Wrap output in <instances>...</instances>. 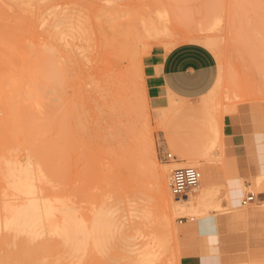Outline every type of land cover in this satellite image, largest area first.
<instances>
[{"label":"rangeland","instance_id":"rangeland-1","mask_svg":"<svg viewBox=\"0 0 264 264\" xmlns=\"http://www.w3.org/2000/svg\"><path fill=\"white\" fill-rule=\"evenodd\" d=\"M207 38L216 46H207ZM184 43L213 52L222 82L199 99H173L168 107L153 108L142 60L135 61L134 52L143 59L156 45L169 50ZM262 109L264 113V0H0L1 205H21L27 199L25 194L13 196L4 178L5 160H17L43 175L39 184L46 198L65 200L80 214L104 202L106 210L117 205L132 223H125L131 236L134 227L144 230L136 239H120L123 248H95L92 243L78 251L8 248L13 235L2 227L0 264H182L183 256L208 248L218 214L237 210L249 193L264 191V175L259 186L254 178L245 179V191L236 201L227 192L229 173L223 167L228 158L226 117L246 136L252 114L262 116ZM160 148L178 159L208 148L218 165L213 164L217 191L207 195L211 201L202 198L198 205L203 216L176 198L170 239L163 230L156 174H167L169 181L173 168L160 159ZM200 165L209 166L205 161ZM192 166L204 175L197 164ZM223 168L222 180L218 171ZM191 217L195 221L179 223ZM243 262L262 263L239 258L229 264Z\"/></svg>","mask_w":264,"mask_h":264},{"label":"crops","instance_id":"crops-1","mask_svg":"<svg viewBox=\"0 0 264 264\" xmlns=\"http://www.w3.org/2000/svg\"><path fill=\"white\" fill-rule=\"evenodd\" d=\"M142 67L147 99L153 108L168 107L173 99H199L214 88L219 76L216 56L196 43L179 44L169 50L156 45L143 57ZM261 115L252 114V123L245 126L246 136L244 129L234 124L230 117L225 119V152L228 158L224 160L223 167L229 173L227 192L236 201L245 191V179L254 178L255 185L259 186V176L264 175L263 109ZM237 158H241V164ZM246 164L253 169L252 172ZM224 168L218 171V178L222 180ZM210 171L211 185L205 181L202 186V198L206 203L211 200L205 199L204 194L217 191V171L213 167ZM236 201L233 200L234 204ZM248 206H242L240 202L234 207L237 210L218 214L217 232L213 233L208 248H198V253L194 250L192 254L183 256L181 263L229 264L243 258L264 264V191L256 195Z\"/></svg>","mask_w":264,"mask_h":264},{"label":"bare ground","instance_id":"bare-ground-1","mask_svg":"<svg viewBox=\"0 0 264 264\" xmlns=\"http://www.w3.org/2000/svg\"><path fill=\"white\" fill-rule=\"evenodd\" d=\"M216 21H218V20H216ZM205 44L209 47L210 46H213V47L216 46L215 42L212 38H207L205 40ZM133 56H134L133 57L134 60L137 61L139 59V62L141 64L142 57L139 56V52L138 51L134 52ZM222 79H223V76H222V73H220L214 88L208 94H211L214 89L219 87V85L222 82ZM18 94H20V93H18ZM22 96H23V94H22ZM10 98L9 99L7 98L8 104L12 99V98L11 99ZM19 98H21V96L18 95V99ZM15 101L16 100H14V102ZM19 101H20V99H19ZM21 102H22V100H21ZM21 104H24V103L22 102ZM16 105L18 107V104H16ZM28 105H30V104H28ZM176 107H177L176 105L172 106V108H176ZM12 110H13V108H12ZM26 110H27V108H26ZM9 112H10V110H9ZM23 114H24V112H23ZM31 115L32 114L27 113V116H31ZM35 119H36V117H35ZM35 123H36V121H35ZM204 129H206V128H204ZM31 134H32V132H31ZM108 134H109V131H108ZM115 135H117V133H115ZM109 136H111V135H109ZM149 149H151V148H149ZM152 149H154V148H152ZM203 150L204 151L202 153L194 152V153L188 155V158H185V157L184 158L180 157V159L176 158L174 160V162L171 163L169 166V169H171V168H175V167H186V166H192V165L197 164L200 167V169L204 172V175L202 174V180H201V184H200V187L198 188V190L190 193L188 198H185L183 200L182 199L179 200L180 202H183V204L185 203L187 206H190V208H193L194 212L200 217L204 215L203 213H201L198 210V205L201 202L202 194H203L202 186H203L205 181H208L211 185V181H212L211 175L212 174H211L210 169H212L213 164L216 165V163L213 160H211V157L207 152L208 148H205ZM151 151L152 150H150V153H151ZM152 152L154 153V151H152ZM5 161H7V162H4V163H7L6 164L7 167H6V172L5 173L3 172L4 178L7 181L9 189H11V191H12V195L15 197L17 194L27 195V199L25 201H22L20 199L22 201L21 205H17V204L10 205V203H7L6 205H4V204L1 205V203H0V229L2 227H4L3 229L4 230L6 229L5 231L8 230L9 233H11L13 235V236H11V237H13V239H11V241H10V242H12V245H10L11 243H9V242H8L9 245H8V243L5 244V242H7V240H8V239L6 240V238L5 239L3 238V240H1V241H3L5 246L6 245L9 246L8 248H11L10 246H13V247L14 246L15 247L20 246L19 248H74V249L76 248L78 251H81V249L83 250V248H90L92 243L94 244L95 248H114L115 245H116L115 248H118V247L123 248L124 246H122V245H125V243H123V241H121L122 239L126 241L127 238L128 239L130 237L134 238V235L136 236L137 234L142 232L143 229L141 230V228H143V227H141V228L138 227V230L136 232V229L134 226L137 227L136 224H138V223L134 222L133 227H134L135 233L133 236L130 235V233L128 231L131 232V230L128 229V226H126V225H127V223L128 224L130 223L129 225H131L132 223L128 222L127 216L125 214L121 213L122 210H124V209H122V207H119V209L116 210L118 208L117 205H116V207L112 206V208L110 206V207H108L109 209L106 210V209L102 208V205L105 202L104 203L101 202L102 204L100 207L102 209L99 207H97V209L94 208V210L92 208H90L91 210L89 209V211H86V212L83 211V213L80 214L79 210H77V208L74 205L68 204L69 202H67L65 200L60 201V199L57 198L56 196H50L49 198L48 197L46 198V194L45 195L43 194L44 192L42 189H40V184H39L40 182H43V180H44L43 175L41 173L37 172L36 169L33 168L34 166L32 164L22 165V163L17 161V160L16 161L5 160ZM200 161H205L209 166L206 168L203 167L202 165H200ZM192 167H194V166H192ZM156 175H157V183H158L159 191H160V203H161L160 207L161 208L159 210H160L161 215H162L163 230L165 232L167 231L168 235L170 234L169 235L170 237L168 238V239H170L172 237L171 235H173L172 229H171L173 221L171 219L170 214H171V212H175L176 197H174L170 191L169 181H168V178L166 177L167 174L164 175L162 173H158ZM46 183H47V181H46ZM8 194H10V193H8ZM8 194H7V196H8ZM3 197H5V196H3ZM207 198L208 197L206 195L205 199H207ZM0 201H1V199H0ZM107 201H108V199H107ZM1 202H3V199ZM136 203H138V202H136ZM90 204L93 205V203H89V205ZM104 206H106V205L104 204ZM131 206H132V204H131ZM133 209L135 210V208H133ZM7 211L11 213V216L9 215L10 217L7 216L8 218H5L4 215L7 213ZM57 212L59 214L62 212L63 213L62 215L64 217H60L59 214H57ZM119 212H120V214H118ZM117 214H118V216H116ZM130 216H131V214H130ZM141 216H143V214ZM192 218H194V217H192ZM141 220H144V219H142V217H141L139 222H142ZM134 221H135V219H134ZM145 221H143L142 223H144ZM194 221H195V218H194ZM125 223H126V225H125ZM139 225L141 226V224H139ZM143 226H145V223ZM121 229L123 230L122 233L119 232V230H121ZM143 232H144V230H143ZM165 232H164V234H166V237H167V232L166 233ZM3 237H6V236H3ZM0 238H2V237H0ZM115 238L118 239V240L117 239L116 240L119 243L122 242L120 244L121 246L119 244H117L118 242L115 240ZM14 239L17 240L16 242H14L15 245H13ZM134 239H136V238H134ZM137 239H139V238H137ZM146 240H147V238H146ZM133 241H135V240H133ZM148 248H153V247L151 244H148ZM140 249H141V247H140ZM130 250H131V247H130ZM144 252H145V250H144Z\"/></svg>","mask_w":264,"mask_h":264},{"label":"built area","instance_id":"built-area-1","mask_svg":"<svg viewBox=\"0 0 264 264\" xmlns=\"http://www.w3.org/2000/svg\"><path fill=\"white\" fill-rule=\"evenodd\" d=\"M159 157L162 161L166 163H173L176 157L166 150L165 148H160ZM202 180L201 171L192 166L186 167H175L171 170L169 176V188L174 197L179 200H183L188 198L189 194L195 192L200 187ZM256 199V195L254 193H249L243 200L241 201L242 206H247L251 202ZM193 222L194 218H182L179 220L180 224L184 222Z\"/></svg>","mask_w":264,"mask_h":264}]
</instances>
